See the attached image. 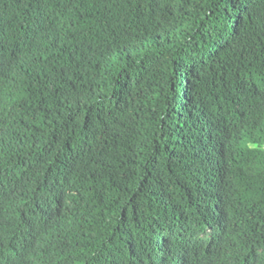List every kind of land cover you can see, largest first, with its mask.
I'll list each match as a JSON object with an SVG mask.
<instances>
[{
  "label": "trees",
  "instance_id": "obj_1",
  "mask_svg": "<svg viewBox=\"0 0 264 264\" xmlns=\"http://www.w3.org/2000/svg\"><path fill=\"white\" fill-rule=\"evenodd\" d=\"M0 264H264V0H0Z\"/></svg>",
  "mask_w": 264,
  "mask_h": 264
},
{
  "label": "clouds",
  "instance_id": "obj_2",
  "mask_svg": "<svg viewBox=\"0 0 264 264\" xmlns=\"http://www.w3.org/2000/svg\"><path fill=\"white\" fill-rule=\"evenodd\" d=\"M205 230H206V231H209V228H208V227H206V229H205ZM201 235H202V234H201ZM201 235H200V236H201Z\"/></svg>",
  "mask_w": 264,
  "mask_h": 264
}]
</instances>
